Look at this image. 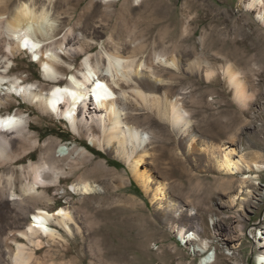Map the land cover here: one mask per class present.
Wrapping results in <instances>:
<instances>
[{"label":"rangeland","instance_id":"rangeland-1","mask_svg":"<svg viewBox=\"0 0 264 264\" xmlns=\"http://www.w3.org/2000/svg\"><path fill=\"white\" fill-rule=\"evenodd\" d=\"M251 1L71 0L59 6L75 38L94 40L91 54L119 41L118 46L125 45L127 50L143 44L144 53L138 58H154L155 52L166 49L167 56L183 67L156 66V76L167 81L157 93L178 98L190 124L181 131L161 121L140 101L135 103L130 112L138 118L131 120L147 136L127 160L128 153L116 151V145L106 149L93 144L85 129L77 135L64 118L43 113L28 98L14 94L0 107V114L22 111L40 144L27 154L17 149L22 156L0 167V182L5 169L18 191L27 166L40 160L41 147L47 145L57 155L62 149L84 146L93 156L77 164L60 163V182L49 188L48 210L67 209L72 232L58 227L61 237L56 241L25 235L31 214L18 225L16 213L0 212V251L4 250L0 264H16L14 256L20 247L25 254L32 253L30 264L37 260L46 264H199L205 253L194 248L201 247V242H184L176 228L195 230L207 240L206 253L215 254L212 264H259L258 254L264 250V25L258 11H264V4L250 7ZM234 55L249 59L247 65L232 59ZM84 57L80 54L66 61L76 67ZM195 59L201 63L200 72L184 65ZM13 60L11 73L49 90L43 67L30 52L23 50ZM227 62L240 69L245 91L252 96L245 103L235 97V87L225 74ZM207 69L212 70L209 78ZM227 141L263 167L232 176L221 172L214 157ZM25 145L30 146V141ZM243 176L247 182L242 188ZM83 180L93 186L92 191L73 190ZM159 187L164 198L155 195ZM11 192L0 186V197L11 199ZM38 238L44 241L40 249L34 242Z\"/></svg>","mask_w":264,"mask_h":264},{"label":"bare ground","instance_id":"bare-ground-1","mask_svg":"<svg viewBox=\"0 0 264 264\" xmlns=\"http://www.w3.org/2000/svg\"><path fill=\"white\" fill-rule=\"evenodd\" d=\"M70 1L0 0V107L14 94H19L28 98L43 113L64 118L75 134L79 135L82 128L85 129L93 144L106 149L116 145V151L128 153L125 157L127 160H130L133 151L146 143L147 136V132L131 120L138 118L130 112L135 103L140 101L161 121L169 122L172 127L181 131L187 129L190 124L189 113L182 108L179 99L170 98L166 93L163 96L157 93L160 86L167 85V81L156 76V66L165 70L163 67L165 65H172L175 68H181L183 65L174 58H169L166 49L155 52L154 58L149 55L138 58L144 53V45L141 43L127 50L125 45L118 46L121 44L119 41L115 46L102 48L96 55L91 54L94 40L75 38L74 29L68 24V16L59 10V6ZM258 4H264V0L248 2L250 7L259 6ZM258 16L264 25L263 9L258 11ZM111 42H113L112 38ZM234 48L235 45L232 46V49ZM7 50L10 53H6ZM23 50L30 52L35 61L43 67L44 78L51 84L49 90L45 91L44 87L35 86L33 82H26L19 74L11 73L13 58ZM80 54H84L85 57L78 66L74 67L72 62L66 61V58L75 60ZM232 59L245 65L249 61L246 58L242 60L236 55ZM184 65L196 72L201 70V63L196 59ZM239 70L234 63L227 62L225 74L235 87L236 99L245 103L252 96L246 93ZM205 72L207 78L212 75V70L207 69ZM153 78L155 84L151 85L149 81ZM94 125L97 126L98 134L95 133ZM27 141H30V146L25 145ZM39 144V137L32 130L31 122L26 119L22 111L0 114V167L22 156L17 149L22 148L23 153L27 154ZM41 150L43 152L40 160L31 162L26 172L22 174L23 180L19 183L18 191L13 188L16 185L13 176L3 170L1 190L6 191L11 188L13 198L6 199L1 195L0 212L16 213L18 225H23L26 216L31 214L32 218L25 235L39 234L56 241L61 237L58 227L61 226L72 232L68 222L72 216L67 209L61 207L57 213L48 210L52 201L48 193L50 185L60 182L61 171L58 166L63 161L77 164L80 159H89L93 154L87 147L77 145L71 150L68 148L67 152L62 149V154L59 155L50 145L41 147ZM219 153L220 155L214 157L215 163L221 172L229 176L252 169L260 170L263 167L257 160L248 159L244 149L237 150L234 142L223 143ZM29 155L28 157L31 158ZM241 179L243 188L247 182L246 176ZM226 182L230 183L229 180ZM72 188L83 193L93 190V186L85 180L73 185ZM157 190L160 192L157 191L155 195L164 198L163 190L160 187ZM174 230L184 242H201V247L194 248L195 251L205 253L199 264L214 262V252L206 253L209 242L202 240L195 230L184 228ZM239 233L242 234L243 230ZM34 242L38 249L44 245V241L40 238ZM3 252L4 250L0 251V262L3 261ZM14 258L16 264H26L30 262L32 253L25 254L20 247ZM257 262L264 263V250L259 252ZM33 264H46V262L37 260Z\"/></svg>","mask_w":264,"mask_h":264}]
</instances>
